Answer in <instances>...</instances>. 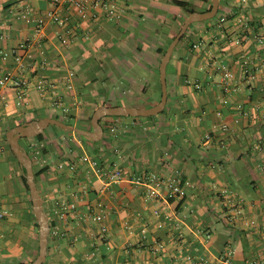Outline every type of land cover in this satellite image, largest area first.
Returning <instances> with one entry per match:
<instances>
[{
  "label": "crops",
  "instance_id": "crops-1",
  "mask_svg": "<svg viewBox=\"0 0 264 264\" xmlns=\"http://www.w3.org/2000/svg\"><path fill=\"white\" fill-rule=\"evenodd\" d=\"M186 1L204 4L203 0ZM115 3L112 16L100 7L93 9L92 18L73 13L68 22L69 45L60 42L57 25L50 23L41 47L30 46L29 65L22 73L32 82L38 77L52 80L68 68L83 72L89 64L99 63L97 85L91 82L92 74L90 79L79 75L76 79V85H86L82 91L89 110L95 102L116 99L121 79L127 88L119 105L149 107L145 104L161 88L156 49L168 43L185 12L174 0ZM51 6L52 0H0V33L6 35L0 49L31 37L33 22L25 21L24 12L37 17ZM220 7L222 13L213 22L193 24L188 35L194 38L187 35L177 44L168 63V96L179 109L166 108L151 119L116 118L121 128L117 133L109 129L112 118H104L102 139H106L94 144L73 132L69 151L76 157L74 178L56 170L57 162L68 161L70 152L62 151L61 158L51 154L56 160L54 170L40 175L38 187L44 209L61 234L50 248L58 261L47 255L46 264H264V0H220ZM225 67L237 77V90L222 88ZM246 68L254 71V78L246 79ZM8 70H16L13 58L4 60L0 55V75ZM80 96L62 86L41 95L32 84L19 104L14 90L0 88L2 203L15 187L17 195L22 192L6 130L22 120L51 115L52 105L66 107ZM239 103L243 112L237 109ZM89 114L74 117L73 125L93 130ZM90 146L103 150L100 156L92 154L103 164L119 163L128 173L179 175L188 182L186 194L170 195L163 185L161 195L152 199L144 186L129 180L101 193V179L90 176L80 159L91 152ZM4 185L9 193L5 194ZM56 195L74 201L75 212L64 219L54 214ZM99 202L108 228L102 234L99 223L83 218L98 212ZM17 228L9 216L0 221V264L18 258L16 253L24 249L15 238Z\"/></svg>",
  "mask_w": 264,
  "mask_h": 264
},
{
  "label": "built area",
  "instance_id": "built-area-1",
  "mask_svg": "<svg viewBox=\"0 0 264 264\" xmlns=\"http://www.w3.org/2000/svg\"><path fill=\"white\" fill-rule=\"evenodd\" d=\"M97 7L108 10L109 14L115 15L116 3L115 0H52L51 8L41 15L34 17L30 11L24 12L22 15L25 21L33 22L31 37L21 41L17 46L10 49H0L1 58L7 60L12 57L16 70H8L0 75V88L10 87L14 90L18 97V103L23 102V95L27 89L33 84L37 91L41 95H46L49 89L55 91L58 87L62 86L67 92L75 91L76 89V70L72 68L66 69L65 73L58 79H48L46 77H38L33 82L30 77L22 73L25 68L28 67L26 55L30 46L36 45L41 47V42L46 36V28L50 23L57 25L59 29V40L63 45H69L72 42L71 32L68 28V22L71 19L73 13L78 14L82 19L92 18L95 16L93 9ZM118 17V14L116 15ZM6 38L4 33H0V40ZM259 42H263V38H258ZM194 48H198V44H193ZM43 62L49 64L46 57L43 58ZM245 76L247 78H254L255 73L253 70L246 68ZM222 88L226 91L237 90L238 82L235 74L228 68H224V72L221 79ZM196 88H201L200 84H195ZM68 110V107H64ZM237 109L240 112L244 111L242 103L237 104ZM111 132H116L117 127L115 125H109ZM30 149V156L33 160L34 166L48 167L46 173H50L56 163L54 157L45 153L48 149L47 141L44 140H30L27 142ZM70 152V151H69ZM80 159L87 164V173L96 175L101 179L102 187L101 193H107L113 191V186L123 180H129L137 185L144 186L146 195L148 198H156L161 195V187L164 185L169 190L170 195L177 197H183L186 194V188L188 182L183 180L181 176L175 175L172 177L164 178L156 172L144 171L139 174L128 173L125 168L119 163H112L109 165L103 164L96 156L89 152H85ZM75 162H68L61 160L57 162L56 170L61 173H67L72 177L76 173ZM74 178V177H73ZM54 203L53 212L59 218H66L69 214L75 212L77 205L74 201L66 199L63 195H56L52 199ZM100 210L93 214L83 216V218L89 217L93 222L99 223L100 233L107 231V224L105 223L106 213L102 202L98 203ZM11 212L4 203L0 201V221L4 220L8 216L12 215ZM51 221V220H50ZM50 234L60 235V229L55 224L51 229ZM77 239V237H75Z\"/></svg>",
  "mask_w": 264,
  "mask_h": 264
},
{
  "label": "water",
  "instance_id": "water-1",
  "mask_svg": "<svg viewBox=\"0 0 264 264\" xmlns=\"http://www.w3.org/2000/svg\"><path fill=\"white\" fill-rule=\"evenodd\" d=\"M212 8L208 11H195L188 15L182 24L180 30L175 35L174 39L169 43L159 66V79L161 84V99L160 101L149 107H140L135 105H99L92 114L91 122L93 130L83 129L66 123L55 116H43L38 119L23 122L11 127L7 133L6 138L16 156L21 168H23L24 176L29 187V196L32 202V210L34 217L39 227V251L36 258L30 262H23L18 264H44L47 260L49 234H50V218L44 209V197L38 187L35 179V170L33 160L27 150L21 145L22 138L36 136L43 133L50 125H58L63 129H70L85 136H89L92 140L97 141L102 139L104 134L103 126L100 119L104 116H142L148 117L157 115L161 112L168 101V86H167V66L173 54V51L181 38L187 32L188 28L194 22L205 21L216 16L220 8V0H211Z\"/></svg>",
  "mask_w": 264,
  "mask_h": 264
},
{
  "label": "trees",
  "instance_id": "trees-1",
  "mask_svg": "<svg viewBox=\"0 0 264 264\" xmlns=\"http://www.w3.org/2000/svg\"><path fill=\"white\" fill-rule=\"evenodd\" d=\"M204 1V4H202L201 6L200 5H197V4H191L189 1H186V0H174V3L177 7H180L181 9H183L185 11V17H187L188 15H190L191 13L195 12V11H208L212 8V2L211 0H203ZM222 13V10H221V7L219 8V11L218 13L216 14V16L212 19H209V20H205V21H199V22H194V23H200V24H204V23H207V22H210V20H213V19H216L220 16V14ZM193 23V24H194ZM193 24L190 25V27L188 28L187 32L184 34V36L181 38V40L179 41V43H181L188 35L189 33V30L190 28L193 26ZM175 36H172L170 38V40L172 41L174 39ZM178 43V44H179ZM193 47V45L191 46ZM157 53H158V66H157V76H158V81H159V63L166 51V46H159L157 47L156 49ZM90 65V68L88 70H82L80 71H77L76 70V74L79 75V77L82 79V80H85V79H88L90 78L91 74L94 75V77L92 78V81H95V80H99L100 78V75H101V66L99 63H92V64H89ZM126 97V89L123 88V87H120L119 89H117L116 91V99L114 100H100L98 102L99 103H102V104H106V103H109L110 105H119L120 102H118L119 100H121L122 98ZM161 99V88L158 92V94L155 96V98H153L151 100V102H148V104H145V105H149V106H153L155 104H157ZM170 97L168 96V101H167V104H166V107L161 111L159 112L157 115H153V116H148V117H142V116H129L130 118H132L133 120H141L143 118H155L156 116L160 115V114H163L165 112V109L166 108H169V107H172V106H175L178 108V103L177 102H174V101H170L169 100ZM130 104H134V102H131ZM56 118H60L62 117V120L65 121L66 123L68 124H71L73 125L74 124V117H76L74 114L70 113V114H65V115H60V114H55L54 115ZM127 116H104L100 119V122L104 119V118H112V120L110 121L109 125H115L117 127L116 129V133L121 130V128H119V124H118V121H116L115 119L116 118H126ZM26 120H22L20 121L18 124H21L23 122H25ZM10 128H8L6 130V132L9 130ZM124 129V127H123ZM47 130V131H46ZM43 133H40L36 136H32V137H27V138H22L20 140V143L21 145L27 150V152L30 154V149L27 145V142L28 141H32V140H44L46 139V137L48 136V138L50 140L52 139H58V138H61L62 136H64V142H65V145L67 146V148L70 150L72 148V143L70 142V139H68L70 137V134H72L74 131L73 130H70V129H63L62 127L58 126V125H50L47 129H46ZM76 133L82 140H87L88 142H91L92 144L94 143H98L99 141H94V140H91L90 138H88L87 136L83 135V134H80L78 132H74ZM106 139V137H104L101 141H104ZM5 141L7 142V145L9 146V143L6 139V133H5ZM100 141V142H101ZM72 145V146H71ZM90 149V153L91 154H94V153H97L99 156L102 155L103 153V150H101L100 152L94 148L93 146H90L89 147ZM45 153H48L47 150H45ZM10 159L13 161L14 165L16 166V168L19 170V179H20V182L22 184V192L20 195V199H19V203L16 204L15 208H20L21 210H23V218L20 220L19 224L17 225L18 227L20 226H23V228H29V226L34 223V225L36 227H38V223L34 217V214H32V202H31V199H30V196H29V187L27 185V182H26V178L23 174L24 170L23 168L20 167L19 165V162L18 160L16 159V156L11 153V157ZM68 161L70 162H75L76 161V157L73 156V153L70 152L69 153V156L67 158ZM48 167H38V166H34V170H35V179H36V182L39 186V180H40V175L44 172H47V169ZM42 196L44 197L43 193L41 192ZM31 212V214H30ZM55 225V222L54 221H50V226H51V229L54 227ZM62 237V236H61ZM58 238H59V235H52V234H49V246H48V256H51L53 257L50 251V248L56 244V242L58 241ZM38 251L39 249L36 248V249H30L29 250V257L31 258L30 260H34L36 258V256L38 255ZM47 256V257H48ZM53 259L55 261H58V257L57 256H54ZM23 262H26L22 259H18V258H7L4 262V264H18V263H23ZM46 264V262L44 263Z\"/></svg>",
  "mask_w": 264,
  "mask_h": 264
},
{
  "label": "rangeland",
  "instance_id": "rangeland-1",
  "mask_svg": "<svg viewBox=\"0 0 264 264\" xmlns=\"http://www.w3.org/2000/svg\"><path fill=\"white\" fill-rule=\"evenodd\" d=\"M187 17H185V13H184V16H181V19L177 23V25H176V27L174 29V32H173L174 34L172 36H175L178 33V31L180 30L182 24L184 23V21H185V19ZM213 20H215V19H213ZM210 22H213V21L210 20ZM195 24L196 23H194V26H195ZM192 36L193 35H188V38H192L193 39L194 36L193 37ZM170 42H171V40L169 38L168 43L164 44V46H166V49H167V47H168ZM159 66H160V63H159ZM72 69H74V68H72ZM74 70H76V69H74ZM120 81H121L120 82V87H123V88L126 89L127 85L126 86L124 85V82H123L122 79ZM91 82L94 83V85L98 84V81L97 82L91 81ZM83 86H86V85H83V84L76 85V89H75L76 93L81 95V96L78 98L77 102L74 101V103H72L71 105L69 104L68 106H66V107H68V110H65L64 106L60 107L59 104L57 103L55 105H52V110H51V112H48V114L50 113L51 114L50 116H54L55 114L65 115V114L72 113L75 116H78L79 119H80L83 112H90V114L87 117V120L90 122L93 112L98 107V105H96L98 103L95 102L96 104L94 103V105L92 107H90V110L87 108L86 101L84 100V98H85L84 95L85 94L83 93L85 91H82ZM61 119H62V117H61ZM29 120L30 119H28L26 121H29ZM74 126H78V125H74ZM71 136L72 135H70V137L68 138V139H70V142H71ZM64 138L65 137L62 136L61 138L50 140L48 138V136L46 137L47 140L51 141V146H49L48 149H47L49 155H51V154L53 156L57 155L58 158L59 157L61 158V157L64 156L63 152H67L66 150H68V152H69V149L65 145ZM52 150H56V153L53 154ZM77 152H78V154H81L79 151H77ZM17 184H18V187L20 186L21 190H22V184L20 182L19 176L17 177ZM4 188H5V194L9 193L8 192V187L6 185H4ZM17 191H19V190L15 187V189L12 192L11 196H7V199L5 200L4 204L11 212H13V214L9 216V217L12 218V222L17 223V225H18L20 220L23 218V210H21L20 208H15L16 207L15 205L19 203V199H20V195H17ZM30 214H31V212H30ZM32 214H33V210H32ZM15 238L19 241V243H21L20 246H23V248H24V249H21V250L19 249L18 253H16L17 255H19V257L17 255L16 256L18 257V259H27L26 262H30L31 258L29 257V250L31 248L32 249H36V248L39 249V227H36L34 225V223H32L29 226V228H23V226H20V227L17 228V234L15 235ZM12 252H14V251H12Z\"/></svg>",
  "mask_w": 264,
  "mask_h": 264
}]
</instances>
